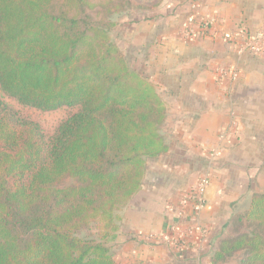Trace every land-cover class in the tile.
Wrapping results in <instances>:
<instances>
[{
  "label": "trees",
  "instance_id": "16d2710c",
  "mask_svg": "<svg viewBox=\"0 0 264 264\" xmlns=\"http://www.w3.org/2000/svg\"><path fill=\"white\" fill-rule=\"evenodd\" d=\"M119 0H0V264H122L118 212L148 159L167 151V107L112 37ZM4 93L44 112L78 111L46 137ZM220 264H264V194L232 217Z\"/></svg>",
  "mask_w": 264,
  "mask_h": 264
},
{
  "label": "crops",
  "instance_id": "0c3cea01",
  "mask_svg": "<svg viewBox=\"0 0 264 264\" xmlns=\"http://www.w3.org/2000/svg\"><path fill=\"white\" fill-rule=\"evenodd\" d=\"M194 14L212 15L217 24L185 43L180 32ZM263 26L264 0H166L162 10L131 14L116 29L123 50L129 43L137 56L144 55L138 64L145 63L143 74L167 107L161 131L167 151L147 160L140 191L118 212L115 249L122 264L202 259L199 249L177 251L143 236L165 230L169 205L206 172L213 182L201 220L210 228V242L217 241L241 199L249 207L254 194H264V58L238 55L223 38L239 27L255 32ZM220 67L236 69L238 79L220 80ZM213 150L219 152L215 158Z\"/></svg>",
  "mask_w": 264,
  "mask_h": 264
},
{
  "label": "built area",
  "instance_id": "2783aa9c",
  "mask_svg": "<svg viewBox=\"0 0 264 264\" xmlns=\"http://www.w3.org/2000/svg\"><path fill=\"white\" fill-rule=\"evenodd\" d=\"M196 8L197 5L194 4L192 9L195 11ZM216 24L217 20L212 15H191L180 32L181 39L185 43H191L202 35L203 30L210 29ZM223 38L235 48L238 55L249 53L264 58V26L255 32L239 27L233 32L225 33ZM215 72L220 80L236 81L239 77L236 69L220 67ZM218 154L217 150L211 152L214 158ZM212 182L211 173L206 172L201 175L194 186L179 196L177 203L169 205L165 230L160 234H147L143 238L148 242H156L160 239L177 251L189 252L195 248L206 253L210 248L211 231L202 222L201 217L207 206V194Z\"/></svg>",
  "mask_w": 264,
  "mask_h": 264
},
{
  "label": "rangeland",
  "instance_id": "374dc122",
  "mask_svg": "<svg viewBox=\"0 0 264 264\" xmlns=\"http://www.w3.org/2000/svg\"><path fill=\"white\" fill-rule=\"evenodd\" d=\"M165 2L166 0H119L118 2L114 3L112 7L116 9V11L109 17L110 22L116 23L117 25V27L114 28L112 32V37L114 42L117 45H120L116 37V31H117L116 29L118 28V26L121 25L122 22L124 23L126 21L128 16H130L131 14L134 15L135 13H143V14L155 13L163 9ZM123 51L131 67H133L135 70L138 69L137 71L143 73L145 71L144 69L145 63L143 62L141 65H139L137 58L140 57V59L142 60L144 59V55L140 56L139 54L137 56L136 52L134 53V50L132 49L129 43H128V48L124 49ZM1 98L9 107L19 111L22 116L27 117L29 120L38 123L41 126L46 137L53 136L56 130L58 129V127L78 111L77 109L74 108L64 107L57 111L44 112L33 107L23 106L16 99L11 98L4 93L1 94ZM242 200L243 199L239 201L240 204L235 210V215L242 214L245 210L249 208L246 205V201H242ZM231 219L232 218H230L228 222H230ZM120 223H121V217L118 226L120 225ZM246 230H247V226L245 224H236V223L234 224L232 222L229 227L225 226L223 229H221V233L217 237L218 238L217 241L213 242V240H211L212 242H210L209 244L210 249L212 250L211 255L209 257L208 256L206 257V255L209 254V252L207 251L206 252L207 254L205 253L202 257V259L205 258V260L203 261L200 258L196 264H211V256L213 255L215 249H217L218 244L220 243L221 240L236 237L242 234L243 232H245ZM115 245L116 242L113 243L111 246V253L114 256V258L118 256L117 251L115 249L116 248ZM202 246L206 247L205 245ZM240 260H241V254L238 253L232 257L227 258L224 262L220 264H240Z\"/></svg>",
  "mask_w": 264,
  "mask_h": 264
}]
</instances>
